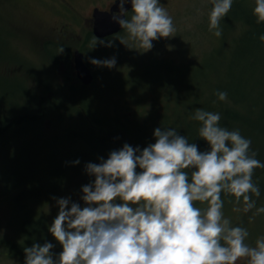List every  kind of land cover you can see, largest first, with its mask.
Wrapping results in <instances>:
<instances>
[{
	"label": "rangeland",
	"instance_id": "1",
	"mask_svg": "<svg viewBox=\"0 0 264 264\" xmlns=\"http://www.w3.org/2000/svg\"><path fill=\"white\" fill-rule=\"evenodd\" d=\"M110 1L0 0L1 97H4L6 101H13L14 97H21L18 100L22 102L25 100V97L22 96L24 94L22 86L25 90L38 95L41 93L39 82L45 79H48L55 89L64 80L68 87L75 83L79 88L77 94H70L71 96L67 94L62 97L61 103L65 108L61 105L62 108H58L57 111L47 110L45 126L50 132L49 137L53 135L50 142H45L43 137L39 142H35L32 136H26L21 140L20 137L17 139V142L20 140V144H13L12 140L11 144L0 146V233H2L0 234V264H25L22 256L11 247L18 241H21L23 250L25 247L33 246L27 240L28 236L23 235L22 238L24 212L14 198L21 188L28 187L38 179L35 165L40 155L49 158L51 153V166L45 172L46 175L44 174L43 182L39 187L44 192L45 187H51L55 182L51 171H56L61 167L62 171H66L71 164L79 166L83 163L84 156H87V159L93 158L94 162L89 163L99 164L101 158L107 160L113 150L122 149L129 140L133 142L131 135L127 134L129 132L114 131L113 133L121 141L114 142L113 138L109 139L110 141L104 138L106 147L102 149L106 152L97 155L96 153L101 149L83 119V116L92 118L91 113H84L82 110L86 95L92 97V105L89 109H92L94 113L93 127L96 125L98 128H102V125L95 120L96 117L106 116L111 119L121 110L123 113L121 121L126 125H142L149 119L147 125L154 133L156 127L154 122L150 121L152 114L148 111L153 110V95L159 94V90L166 92L167 89L161 87L162 84H169L170 88L180 80L186 82L189 78L203 77L205 74L209 75L210 79L213 75L215 77L221 74L224 43L222 25L225 19L223 18L219 25L222 35L215 36L216 29L209 30L212 0H159L172 17L176 32L169 38L153 41V48L147 52L138 47V43L130 39L126 31L103 40L104 44L97 43L94 48L92 47V39L88 38L90 28L86 23L87 19L91 17L95 7L105 8ZM240 34V28H238L231 36L233 41L239 39ZM56 43L68 46L71 56H74L76 50L85 54L86 60L96 76L95 81H97L89 88L88 93L83 91L82 82L79 83L73 77L70 80L65 68L62 71L63 62L57 59V55L61 56L62 54L58 53L57 46L54 47L53 44L56 45ZM109 43L112 44L111 47L108 46ZM233 47V43L227 44L225 53L230 55ZM113 57L116 58V65L111 69L96 66L90 62L91 59L105 60ZM259 62L257 67L253 66V68L256 69L255 75L262 82L264 89V59ZM190 63L197 65V72L193 71L195 67L189 68L188 64ZM146 80L152 82L146 84ZM197 80H199L197 88L202 91L208 85V81ZM69 81L70 83H68ZM124 83L125 85H122ZM183 84L188 86L187 83ZM119 86L121 87L120 91L117 89ZM213 86L215 87V84L211 83V87ZM209 95L210 90L206 88L204 99L206 100ZM139 96L143 97L141 106L137 103ZM1 97L0 113H3L7 109ZM29 97L27 94L26 101L29 100ZM56 101L55 99L53 102L56 103ZM228 101L227 99L224 103ZM221 102L217 96L213 105L222 108ZM154 106V114L157 117L162 111L156 109L157 101ZM161 107L164 106L161 105ZM58 112H60L62 121L56 115ZM7 117L9 118L10 115L4 113L2 116L0 115V119ZM12 134L9 133L10 136ZM185 136L190 143H194L186 132ZM197 145L200 151L210 150L208 144L206 146L201 143L200 146L198 142ZM140 149L142 150V147ZM251 151L255 152L257 156L260 153L259 158H262L264 156V138L257 142L252 141ZM76 161L79 163L77 164ZM260 161L263 163L264 159H260ZM139 171L140 169L137 168V172ZM79 172L72 173V175L76 174L74 179L66 182L62 191L48 206L45 212L51 218L55 219L58 215L57 200L59 198H70L71 202L79 203L81 207L85 206L81 199L82 186L93 183L95 178L87 173L86 165ZM252 179L260 190L259 197L252 195L256 208L245 212L242 199L239 204H233L232 200L229 201L233 197L222 198V200L224 201V217L231 221V226L247 229L249 236L246 243L254 247L256 240L264 236V213L256 214L257 208L264 207V168L255 169ZM17 186H20V189ZM221 194H226V192ZM117 203H121V201L117 200ZM225 204L231 206L230 210L226 209ZM195 206L202 209L207 207L205 203L201 202H197ZM234 208H239L240 211H234ZM51 242L55 246L53 253L58 256L62 251V246L53 236ZM236 264H248V258H240Z\"/></svg>",
	"mask_w": 264,
	"mask_h": 264
},
{
	"label": "clouds",
	"instance_id": "2",
	"mask_svg": "<svg viewBox=\"0 0 264 264\" xmlns=\"http://www.w3.org/2000/svg\"><path fill=\"white\" fill-rule=\"evenodd\" d=\"M127 2L120 0V12L113 19L144 52L153 48V41L176 32L159 0H131V12L125 11ZM212 4L209 30L216 29L214 35L220 37V21L233 0ZM254 15L258 23L264 22V0H255ZM97 43L105 42L93 36L92 47ZM63 52L60 47L58 53ZM90 62L111 69L116 58ZM217 96L227 100L226 92ZM193 119L201 122L199 136L210 150L200 151L175 129L158 127L155 143L143 150L125 143L107 160L88 163L86 171L95 179L82 186L85 206L59 198L58 215L49 227L62 251L56 256L51 242L34 243L24 248L25 264H236L240 258L264 264V236L254 247L246 243L249 232L231 226L221 198L226 192L237 204L242 199L245 212L256 208L252 195L259 197L260 190L252 177L264 163L251 151V139L220 126L219 113L198 108ZM196 202L207 207H197ZM261 213L264 207L256 209Z\"/></svg>",
	"mask_w": 264,
	"mask_h": 264
},
{
	"label": "trees",
	"instance_id": "3",
	"mask_svg": "<svg viewBox=\"0 0 264 264\" xmlns=\"http://www.w3.org/2000/svg\"><path fill=\"white\" fill-rule=\"evenodd\" d=\"M254 8L255 0H233L231 10L226 17H224L225 20L222 25L224 42L222 46L223 67H221V69L219 68L221 74H219V76L216 75V79L214 75L209 79V75L205 74L203 77L189 78L186 82L180 80L177 84L174 83L170 86V88L169 84H162L161 87L166 88V92H160L159 90V94L153 95V110H149L148 113L152 114L150 121L154 122L156 128L175 129L183 136H185L186 132V134H189V138L192 142L196 144L199 142L200 146L201 143H203L207 146V142L202 140L199 136V128L202 126L201 122L193 119L196 109L199 108L205 111L219 113L221 115V120L219 122L221 127H226L230 131L239 130L242 136L252 141L257 142L264 138V89L261 84L262 82H260L258 76L255 75L256 69L253 68V66L257 67L260 60L264 59V41L260 40V36L264 35V22H257L258 18L254 15ZM238 28H240V37L233 41V37L231 38V36ZM88 38H93L92 33H89ZM229 43L234 44L233 51L230 55L225 53V48ZM53 45L54 47L57 46V49L64 47V52L61 56L57 55V59L68 64L71 59L68 46H61L58 43ZM227 61L228 63H226ZM188 66L189 68L195 67L193 71L197 72L196 64L190 63ZM197 79L208 81V85H206L202 91L197 88V84L199 83ZM146 81V84L152 82L151 80ZM96 82L97 81L91 85L82 84L83 91L88 93L89 88L95 85ZM68 83H70V81ZM183 83H187L188 86H185ZM211 83L215 84V87H211ZM122 85H125V83ZM39 86L41 93L38 95L25 90L22 86L24 93L22 96L25 97V100L21 99L23 100L22 102L18 100L21 97L16 98L13 96V101H6L4 97L0 95L7 109V111L4 110L3 113L8 114V116L10 115L9 118L0 119V146L11 144L12 140L13 144H20L21 138H26V136H32L35 142L42 140V137L45 142H50L53 135L49 137L50 132L47 131V127L45 126L47 110L57 111L58 108H65L63 103H61L62 97H65L67 94H77L79 89L75 83L71 87H68L67 83H61L56 86L55 89L48 79L40 81ZM120 86L117 88L118 91L121 89ZM206 88L210 90L211 96L209 95L205 100ZM218 92H226L227 99L229 100L226 103H224V101L221 102L222 108L213 105ZM27 94L30 96L28 101H26ZM52 98L53 101L55 99L57 100L56 103L51 100ZM138 100L137 103L141 106L143 97L139 96ZM155 101L158 102V107H161V105L164 106L156 108L162 111L157 117L154 114ZM90 105H92V97L86 95L83 100L82 110L84 113H91L92 118L89 116H82L85 124L89 126V132H91V135H94L100 147L99 149H101L96 153L97 155L106 152L102 149L106 147L105 141H103L104 138L108 140L113 138L114 142L117 140L119 142L121 141V139L113 133L117 130L119 132H129L127 134L131 135L130 137L133 142L129 140L127 144L131 145L133 148L142 147L143 150V148L147 147L149 144L155 143L154 133H152L153 130L147 125L149 119H146L147 121H145L144 124L142 123V125H126L121 121L123 113L119 110L116 116L111 117V119H108L106 116L96 117L95 120L98 124L102 125V128H98L96 125L93 127L92 123H95V121L92 120L94 113L92 109H89ZM3 113H0V115L2 116ZM59 114L60 112L56 115L58 119L62 121L61 115ZM9 133H13L12 136H10ZM19 137L20 140L17 142ZM259 154L258 156L256 155V158L258 160L264 159V156L259 158ZM50 156H48L49 158H45V156L40 155L35 165L37 167L36 177L38 179L35 183L29 184V186L27 185L28 187L21 188V191L18 192L14 198L15 202L22 209V212H24V221L21 230L22 238L23 235L28 236L29 239L27 240H29V243L32 245L34 243L43 245L45 242H51L52 234L49 232V227L52 225L54 217L51 218L45 211L54 200L53 198H56L62 191L66 182H70L71 179H74L76 174L72 175V173L81 172L83 166L87 165L89 162H94L93 158L87 159L88 157L84 156L82 159L83 163L79 166H72L71 164L70 168L68 167L66 171H62V167L56 171H51L50 173H52L55 182H53L51 187H45L43 190L44 192H42L39 187H41L40 184L43 182V177L46 175L45 172H47V169L51 166ZM17 187L20 189V186ZM226 197H233L229 201L232 200V202L234 201L233 204H236V198L233 195L228 193L221 194V198ZM30 202L33 203L31 204ZM230 207L231 206L226 205V209L230 210ZM11 248L14 251L16 250L25 262L26 257L22 249L21 241H18V243L14 244Z\"/></svg>",
	"mask_w": 264,
	"mask_h": 264
},
{
	"label": "water",
	"instance_id": "4",
	"mask_svg": "<svg viewBox=\"0 0 264 264\" xmlns=\"http://www.w3.org/2000/svg\"><path fill=\"white\" fill-rule=\"evenodd\" d=\"M125 11L132 9L131 0L124 5ZM115 12H120V0L115 2L111 11H103L99 8L94 10V34L98 38H106L120 33L123 29L120 24L113 19ZM125 18V17H121ZM74 64L77 70L79 79L85 84L89 85L94 81V74L91 68L85 62V55L80 50L74 52Z\"/></svg>",
	"mask_w": 264,
	"mask_h": 264
},
{
	"label": "flooded vegetation",
	"instance_id": "5",
	"mask_svg": "<svg viewBox=\"0 0 264 264\" xmlns=\"http://www.w3.org/2000/svg\"><path fill=\"white\" fill-rule=\"evenodd\" d=\"M61 1V0H60ZM118 0H111L107 5H106V7L105 8H100V7H95L94 9H93V12H92V15H91V17L90 18H88L87 19V24H88V26H89V28H90V33H92V35L93 36H95V34H94V25H95V20H94V10L96 9V8H99L100 10H103V11H111L112 10V7L114 6V4H115V2H117ZM128 12H131V10L130 11H128ZM115 14H118V12H115ZM130 15H131V13H129L128 14V16L130 17ZM113 36H115V35H113ZM113 36H111V37H113ZM96 37V36H95ZM108 38H110V37H108ZM108 38H103V39H100V40H105V39H108ZM85 62H86V64L89 66V64H88V62L86 61V59H85ZM90 67V66H89ZM64 68L66 69V72H67V74L69 75L68 77L71 79L72 77L74 78V79H76L79 83H81L82 81L79 79V77H78V75H77V70H76V68H75V64H74V56H71V59H70V61H69V63L68 64H66V63H63L62 64V71H64ZM91 68V67H90ZM91 70L93 71V69L91 68ZM93 73H94V71H93ZM63 83H65V80L63 81Z\"/></svg>",
	"mask_w": 264,
	"mask_h": 264
}]
</instances>
